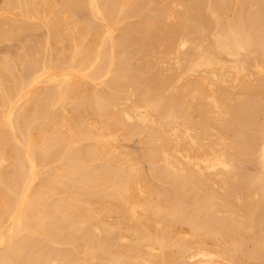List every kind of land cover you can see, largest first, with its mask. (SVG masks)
I'll list each match as a JSON object with an SVG mask.
<instances>
[{
    "label": "bare ground",
    "instance_id": "6f19581e",
    "mask_svg": "<svg viewBox=\"0 0 264 264\" xmlns=\"http://www.w3.org/2000/svg\"><path fill=\"white\" fill-rule=\"evenodd\" d=\"M34 1L35 0H2L3 6L0 8V38H5L8 33H13L14 35L18 31L23 21H20L21 24H15V21L17 20V22H19L18 20L20 18L17 16L19 14L21 15L20 11H22V9L26 10L25 8L30 7V10H28L29 16L31 17L30 13L35 14L33 12L38 9V6L35 7L37 3ZM56 1L58 0H47L46 5H42L44 7L47 6L48 16L46 15V10L44 12L46 16L44 17L47 19L45 21L43 17L44 23H40L43 26L45 22L54 23L53 26L47 23L50 27L48 26L49 31L47 30L46 32L48 38L49 35L53 36V38L50 36L53 43L63 42L72 43L71 45L74 44V46L70 47L72 48L71 51L73 50L71 52L72 54L70 53L71 56L69 54V56H67L66 52V56L63 55L64 58L66 57V61L67 57L71 58V60L67 62L62 57H60L62 58L61 60L58 59L59 55L54 53V55H56L55 57H58L54 60H63L62 62H65V65L70 62V64L68 63V71L64 73L52 72L48 68L47 63L45 66L44 63L42 67V64H40L41 69L39 70L33 68L34 70L30 73L28 69L29 75L31 74L29 77L27 73L28 70L25 72L23 70V73L21 71L19 75L15 74L17 70L15 71L12 69L9 57L8 60L10 61L5 58L3 63L1 62L0 64L2 65L0 66V264H88L91 263V260L97 261L98 264H134L135 261V264H137L138 260H142V263L138 262V264H146L149 263V261H147L149 257L145 259L146 257L144 258V254L145 252L148 253L150 249L159 252L158 255V252L156 253L155 251V253H152L150 250V253L147 254L151 255L152 253L155 256L152 258H157L156 260L159 261L157 264H175L176 260L183 259L182 257L186 259V256L190 258L191 261L188 262V259L180 260L181 262L178 264H182L183 261L184 263L187 261V263L191 264L196 256L197 258H195L196 260L194 261L195 264H264V238L262 237L264 236V232L261 229V226L262 228L264 226V123H262L263 125L261 124L262 127L256 125L259 127L257 128L258 134L254 133L255 135H250L249 133L248 136L247 133L250 128V126H248L249 128L247 129V125L252 124L253 126L251 125V129L255 128L256 131L254 125L260 121L264 122V119L258 120L257 118V116L262 113L259 111L260 106L262 107L264 104V75L262 76L261 74L262 77H257L255 80L253 79L254 81L248 79H252L250 76H254L255 71L259 73L257 71H260V69L264 67V12L261 10V5H264V0H209L210 5H208L206 1L207 6L204 5V0H174L173 3L171 2L172 4L170 1L173 0H168L170 4L166 2L167 0H153L155 1L153 6L157 3L154 7H149L152 9H150L151 13H153L147 16L149 11L147 15H144V17L146 16L145 18L142 17V19H144L142 21L141 14L140 18H138L140 20H138V22L135 20L136 23H132L134 20H132L131 23L127 22L125 25L121 23L122 28L119 24L120 27H118V31L120 34H118L120 36H118L115 31L117 34L115 38L110 34L114 32L113 30L117 26L115 24L118 15L123 14L125 18H128L130 13H136L132 12L135 6L138 4L137 7L140 9L141 5L139 4H141V2L145 4L144 2H147L146 0H134L135 2L131 0H63L65 2L63 4L64 10H62L63 7H60L62 10L61 13H59L60 9L58 5L62 3H59V0V4L55 5ZM158 2H163V4H158ZM174 5H178L180 7H178L179 10L176 9ZM148 6L149 3L147 8ZM15 7H18L19 13L13 12ZM40 10H42V8H40ZM142 10L144 12V7ZM227 10L231 11V15L225 14L230 16H226V18L224 13H226ZM1 11H5V15L1 16ZM84 11H87L89 15L88 18L82 16ZM6 12H9L10 15H7ZM23 12L24 14L27 13V11ZM36 14L38 15V13ZM41 14H43V11ZM126 15L128 16L126 17ZM19 17L23 19V17L26 18L27 15ZM40 17L42 16L37 18L39 19ZM96 17L101 20V23H96L94 19ZM167 17H171V20H167L168 23L166 22ZM27 18L25 21L27 20L28 22L29 19ZM31 19L34 20L36 18L31 17ZM110 21L115 22V27L109 24ZM163 22H166L167 25H164ZM24 23L25 22H23V24ZM13 24L16 27H14ZM27 24L29 25V23ZM31 25L32 27L35 26L33 24ZM21 27L20 30H23V32L26 27L31 28L30 25ZM120 28L123 30L120 31ZM31 30L33 29L31 28ZM178 34H181V38ZM177 36L180 38V42L178 40L179 47H189L186 50L184 48V51L179 48L181 50L180 58L178 57L179 49H176L175 54L173 53L175 58H170L172 57V52L175 50L174 45H176ZM43 39L41 41H43ZM23 40L26 39L23 38ZM35 40L36 38L34 41ZM30 42L32 41L30 40ZM35 43L36 42H34V44ZM47 43L48 41L46 44ZM126 43H135L143 47L146 45L147 48L145 50V48L141 47L145 51L143 52L144 60L140 62L141 64L139 63L140 65L137 64L139 65L138 68H135L137 73L134 72L133 69L134 75L131 76V71L126 72L124 70V72L128 73L127 75L131 74L130 77L125 76L126 73L124 75L123 71L111 70L113 67L108 68L117 60H119L117 61L119 63L122 62L120 59L116 58L119 53H116L115 56L114 51L116 47H128L129 50H127L128 48L126 50L131 51V46H125ZM41 44L42 43H40V45ZM25 45L26 44H24V46ZM106 45L107 47H103L102 50L101 46ZM154 45L161 48V50L158 48L161 54L156 50ZM30 46L31 44L29 43V47ZM147 46L150 47L149 52L155 50L163 57L171 55L170 57L168 56L169 60L164 58L168 61H170V59L171 61L175 59V63L177 61L176 57L179 59L177 62H180L181 59L180 65L175 63L179 68L180 66H184V64L186 65V67L184 66L185 69H183L184 67L182 68L184 71L181 69L183 71H180L181 74H189L196 67L197 69L200 67V70L203 68L205 70L203 69L202 72L200 71L203 74L200 73L196 77L189 76L187 78L185 76L186 79L183 82L181 79L182 83L180 82V84H177L175 81L178 78L177 76L181 74L177 75V72L172 73L173 71L170 70L172 72H168L171 74L165 75L167 68H172L170 65L174 68L176 67L175 64L171 62L172 64L166 66L167 63L165 61L167 60L162 58L164 63H166V68L163 65L166 72L164 68L163 70L162 68H156L158 65L162 66L163 62L160 63L159 61L161 58H159L160 60L157 59L159 55L156 53V56L154 53L156 56L155 59L160 63L157 66L154 65L156 64V60L153 59V51L151 53H146L149 49ZM39 47L40 46H38L37 49L35 46L36 51L41 48ZM52 47L53 46H51V48ZM63 47L65 49V46ZM63 47H59L58 49L61 48L63 50ZM88 47L98 48L93 57H89L91 54H88V52H91V50ZM70 48H68V50ZM27 49L29 50V48ZM33 49L32 47V50ZM44 49L46 50V46ZM117 49L120 51L119 47ZM123 49L122 47V50ZM42 50L40 49V51ZM36 51L32 57L30 55V57L25 55L29 57V59H27L28 61L25 60L28 62V65L23 60L24 67L26 65L28 67L29 65L35 67L38 64L36 54H39V52ZM127 51L124 52L123 50V53H127ZM30 53L32 52H27V54ZM63 53L64 52L61 54ZM123 53L120 54L124 55ZM143 53L138 54L141 56ZM47 54L50 56L49 53ZM47 54L45 56L46 58ZM147 55H149V58ZM249 55L252 56L251 60L248 57ZM247 58L249 61H247ZM45 59H43V61L47 62L48 60L45 61ZM150 59H152L153 62L155 60V63ZM51 60L49 59V62H51ZM15 61L13 62L12 60L13 64H15ZM20 61L19 59V62ZM40 61L42 62V60ZM56 61H53L54 65ZM105 61L107 62L102 63ZM95 62L97 65L98 63L100 65H98V67L94 66L93 64ZM182 62H184L183 65H181ZM116 63L114 65H116ZM101 64H105V67L107 65V69L105 70V67H102ZM246 64H252V70L250 69V71H248V65ZM115 68H117V66H115ZM53 69L56 68L53 67ZM123 69L124 68H122V70ZM263 69L264 68H262V70ZM2 70L3 73L5 72L4 74ZM177 70L179 69L177 68ZM253 70H255L254 73ZM111 71L114 72L110 74V76L109 72ZM225 72H230L229 74L232 77H230L231 81L234 82L225 81V78L230 76H227ZM224 75L226 77H223ZM99 76H101V78L105 76L108 77L107 79H105L106 77L104 78V82L102 81L103 86L101 87L99 82H95L96 84H92V89L94 88V90L85 91V82H87V80L85 82L83 81L86 78L93 80L98 77L99 79ZM41 78L44 84L39 86L38 83L42 81L40 80ZM226 80L228 79L226 78ZM177 81L180 80L178 79ZM222 82L226 84L225 86L231 83L230 86L233 85V87L231 86L233 91H235L234 83H236L235 87L237 91L239 90V94L236 91L238 95H233V92H231L232 90L224 87ZM39 84H41V82ZM97 84H99V87L97 86L99 89H95L96 86L94 85ZM132 87H137L140 92L142 87H146V90L142 89L144 92H141V94L138 90L134 91L136 88L133 89L136 94L139 92V97L133 96L137 100L136 103H134V98L130 97L129 94ZM206 87H210L211 89L207 88V93L204 94L206 98H201L200 100L210 99L211 97L212 104L214 103L215 107L217 105V108H214L215 112L219 110L218 106L222 108V110L220 109V111H218L219 114L217 113L219 116L222 115L221 117L217 116L215 118L216 114L209 110V108H212V104L211 107H209L211 99L208 100V102L204 100L206 103L203 101L200 104L194 102L197 104L196 106L190 102L193 98H196V92L199 93L203 89L206 91ZM222 88H226L229 90V94H232L231 96L228 94L231 97H229L230 99L235 96V98L232 99L233 102L235 101L233 104H230L231 101L227 98L228 96H226L228 100L222 97V101H229L230 105H225L227 102L224 104L221 99L222 105H218L220 101H217L215 97L211 96L213 93L208 92L212 91L214 95L216 93L215 91L218 92V95H221V92H223L222 95L227 94L228 92ZM127 90H129V92ZM164 91L171 93L168 94L166 92L167 95H165L166 93ZM87 92L89 93L87 94ZM191 92L195 94V97H192L193 95ZM208 93L210 96L207 95ZM125 94H128V99H133L132 105H130V99L127 101H129V106L134 105L131 109L135 107L133 110L135 115L132 114V111L129 113L126 110L128 106L124 103L126 102L124 100V98H126ZM189 95L192 96L190 97ZM202 95L200 94L199 96L201 97ZM215 96L216 98L219 97L217 95ZM256 96L261 97L259 101L262 102L260 104L259 101L255 99ZM77 97L78 100H81L78 101ZM188 97L191 98L190 101ZM73 98L76 99L74 100ZM194 99L193 101H195ZM72 100H77L78 102H72ZM122 100H124V102ZM122 102L123 106L126 105L124 106L126 107L125 109L124 107L122 109ZM141 103H143V108L144 106L148 107L147 109L144 108L146 111L142 109ZM207 103H209V105H206ZM140 109L144 112H141ZM148 109H151L154 114L156 111L155 116H161L160 119H155L153 112H151L150 116L148 114L149 117L146 116ZM158 110L160 112L159 115H157L159 113H157ZM194 111L198 112V118L196 119L195 117L193 120L192 113ZM209 111L210 113L208 114ZM85 112L90 113L87 114L89 117H91L90 115L92 114L95 120H100L99 122L102 120L103 122L108 121V126L112 125L113 128L121 126L118 128V131L120 132L119 129H121L123 134L125 131L122 130V125H126L127 121L129 124L130 121L134 120V125L131 122L130 125L127 124L129 128L132 125L134 126L130 128H133V130H129V133L135 130L139 132L137 129L139 126H141L140 131H143V123L146 124L145 126L148 124L146 128L144 127L143 134L142 132L138 134L140 139L142 135L144 139L147 140V144H145V140L142 139L144 145H147L146 148L145 146L143 147L145 149L144 152H142V156L147 159L145 161L150 163V172H146L148 169H144L146 170L145 172L148 174L150 173L155 180L157 179L156 183L157 181L159 183L160 180L163 181L162 184H164V181L169 183L172 186L171 188L177 191L176 193L180 192L182 197H185L187 201L184 200L183 203L179 198H176L178 195L173 194L174 191H171L172 189L170 190L172 193L169 191L171 194L168 193V191L156 189L153 186L154 183L152 185V181L150 182V179H147L149 176L145 179V177L141 175V171L138 170L141 168L140 165V168H137L136 165L130 162V159L128 161L126 157L125 163L128 161V163L130 162L131 164H125L123 162L125 159L122 154L121 156H119L120 154L117 155L119 150L117 151L116 147H114L115 145H112L114 142L111 140L108 141L109 137L107 135L109 132H112L111 136H113L115 132H113V130L106 132L105 130V134H107L106 137L105 134L103 135L100 131H103L105 128H99L102 127L103 123H101V125L99 124L98 127L100 133H98V130V132L95 130L97 134H94L95 139L96 136L100 137L102 135L108 140L102 137V139H94L95 142L91 144H87V141L83 143L85 139L90 138L92 135L90 131L97 129H93L91 126L93 125L94 127V124H92L93 118H90V121H92L91 123L88 122L89 120L86 121V116V119L83 117V114L86 115ZM258 112L260 113L258 114ZM148 113H150V110ZM71 114H75V117L70 116ZM262 115L264 116V114H261L260 117H263ZM132 116H137L138 119H136L138 123L135 122L136 119H134V117L132 118ZM147 117L150 119L148 123L146 122L148 121ZM124 119L128 120L125 121ZM139 123L141 125L138 126ZM171 125L173 127L172 132L169 129ZM178 125L184 128L181 132L186 134L185 136H181L180 132L178 133ZM128 126H126V128ZM212 127L216 128L217 131ZM243 127H245L247 131H245ZM209 128H212V132L216 131V133H212V136L218 133V138H216L215 135L214 138L216 139H209ZM190 129H194L193 131H196V133H192L193 131H189L190 133H188ZM124 130L126 129L124 128ZM253 131L254 130H252V133ZM246 133L247 136L244 135L245 137H243L242 135ZM220 134L225 136L229 135V139L233 136L235 139L234 140L232 137L233 141L232 139L229 141L228 151L221 149L223 148L221 147L223 143L222 139H220ZM127 135L129 134L127 133ZM91 138H94V136H91ZM135 138L137 139V137ZM221 138L224 140L223 136ZM69 139L72 141L71 143ZM215 146H219L222 151L219 149L217 152L219 147L214 148ZM7 147L8 149L6 150ZM204 148L211 153L213 149L214 151L216 149L217 154L213 156L214 158H211L212 160L210 159L211 155H209V153H206L208 157L204 155L203 151V156L199 155L200 149L202 150ZM116 151L117 154L115 153ZM140 154L141 152L139 153V157ZM132 155L134 156V154ZM129 156L130 154L127 157ZM141 158L144 160L143 157ZM198 159L202 160L203 163H201V165H206L205 169L207 168V172L211 170L210 168H215V166L220 165L225 167L226 172L228 171L229 173L232 172L231 170L233 169L230 166L234 167V165L238 164L234 169H238L239 175L235 170L230 174L235 177L237 173L239 178H244L247 181L246 187L248 190L250 189V192L247 191L246 193V202H244V198L239 201V209L241 210L239 211L241 214L239 219L234 217L233 212L235 210L233 207H230L232 206L231 202L226 201L228 197L225 199L226 196H220L219 194L222 192L218 195L216 194L218 191H221V186L225 188V181L220 185L218 191L216 190L217 188H215L220 184H218V182H220L219 177H221L222 181L225 176L222 177V175L219 174L220 176H216L218 178H213L214 180H219L215 182L212 180V177H210V175H213L210 173L212 170L209 172L210 175L206 171L207 174L201 175L199 172L202 168L199 170L200 168L197 164L200 161ZM132 160L133 162L136 161L135 157H132L131 161ZM245 161L247 165L249 162L250 165L257 166L256 168L259 172L255 170L256 168H253L254 170L251 171L256 175H251L250 172L248 174L247 172L250 171L248 170L249 168L247 169L248 171L243 169L247 174L243 170L241 171ZM52 162L55 163L50 165ZM4 163L7 165L4 166ZM228 166L229 168H227ZM218 169L217 172L219 173L223 168L221 170ZM217 172L213 171V173H216L215 175L218 174ZM236 177L234 179L229 178L231 184L229 180V182L226 180L228 177L224 179L228 182V184H226L228 186L227 188H229L227 195H229L230 187L232 185L235 186L234 181H236ZM210 178L212 182H215L211 185L216 184L215 187L214 185L212 186L215 188V192H213L214 190L211 192V188H208L210 194L207 195L206 193L208 192H206V190ZM60 187H62L61 190H59ZM164 187L166 188L167 186L164 185ZM232 187L231 189L234 188ZM56 189L59 191L57 190V192H55ZM233 190H231V194ZM223 191L225 192V190ZM250 194L251 196H249ZM232 195L231 197H233ZM236 195L240 197V194L237 193ZM235 197V199L238 198V196ZM93 199L97 200V203L94 202L95 205L93 204ZM237 202L235 200L236 206L238 205ZM224 207L228 208V212H221L225 209ZM221 208L222 210L219 214ZM236 209L239 210L237 207ZM113 211H117V214H122L124 216L123 219L125 218L128 220H126L127 222L123 224L121 228L117 223L119 221H116L117 226L122 230L123 237L125 236L121 239L125 240L126 236L132 235L134 238L141 237V241L137 240V242H134L133 240L135 239H129L127 241L123 240V242L119 239H115L107 240L104 243L100 240L103 237L98 235L101 230L109 231L110 229H115L112 228L114 225L113 223H111L113 225L108 224L106 223L108 222L106 219V221L102 219L103 215H108V213L111 214ZM239 212L237 211L238 215ZM227 213L230 214L228 215ZM246 215H248V218H251L248 220L249 222L247 221L248 224L243 222ZM94 217L100 218V221L97 222L98 224L92 221ZM142 218L144 221H141ZM161 219H169L170 223L167 221L168 224ZM97 220L95 219L94 221ZM160 221L166 222L167 226L163 225L152 230L151 226L154 228L156 224L161 225ZM178 222L184 224L181 225L183 227L185 225L189 226V230L184 231L182 234L177 230V233L181 235L177 237L178 234H176L177 239H172V243L166 244L169 238L168 236L173 232L175 223L178 224ZM246 225L254 227V229H250L251 232L254 230L251 234L246 232L249 229L248 226L247 229ZM245 229L247 230L245 231ZM258 230H261V233ZM107 235L108 233L106 232V236ZM52 236H55L56 239H54L55 237L52 238ZM171 237L172 236H170L169 240H171ZM105 238L107 239V237H104V239ZM247 242H250V246L247 245L249 248L247 249L246 247L247 250H245V248H240L242 246L239 245L244 243L247 244ZM66 243H68L70 248L64 250L65 247H62L63 244ZM170 245L174 246V248L172 247V249ZM141 246L146 248H143L145 252L142 251ZM244 246L246 245H243V247ZM168 247L171 249L167 250ZM89 249H91L90 253ZM84 250H87V254L85 253L86 255L84 253V255L81 254ZM133 260H135L134 263ZM95 262L93 263L97 264Z\"/></svg>",
    "mask_w": 264,
    "mask_h": 264
},
{
    "label": "rangeland",
    "instance_id": "374dc122",
    "mask_svg": "<svg viewBox=\"0 0 264 264\" xmlns=\"http://www.w3.org/2000/svg\"><path fill=\"white\" fill-rule=\"evenodd\" d=\"M38 1H39V0H35V1H34V2L37 3V5H36V3H35L36 6H35V5H34V6H35V7L38 6V7H37L38 9H37L35 12H33V13H35V14L38 13V15L36 14V15H37V16H36L35 14L30 13V14H31V17H32V18H36V19H34V20L31 19V17L29 16V11H28V10H30V7H27V8H25L26 10H23V9H22V11H20V12H21V15L19 14V15L17 16L18 18H20V19L18 20L19 22H17V20L15 21V24H21L20 21H21V22L23 21V22H25V23L23 24V22H22V25H21V26L24 27V26H29V25H30V27H31L33 30H31V28H27V27H26V29L24 28V29L26 30V31L24 30V32H25V33H24L23 30H20L22 27L19 26V25H17V26L20 27V28L18 27V28H19L18 31H17L18 33L16 32L14 35H13V33H8V34H6V35H7L9 38H8L6 35H4V36H6L5 38L3 37L4 39H3L2 37H1L2 39L0 38V57L2 58V59L0 58V60H1V61H0V64H1V62L3 63V61H4L5 58H7L6 60H8V57H9V59L11 60L10 65L12 66V69H13V70H15V71L17 70V72L15 73V74H17V75H19V73H20L21 71H22V73H23V70H24V72H25V71H27V70L29 69V70H30V73L32 72V70H34L33 68H36V69L39 70V69H41V67L43 66L44 63H45L44 66H45L46 63H47L48 68H49L52 72H56V73H64V72L68 71V69H69V67H68V63L70 64V62L66 63V65H65V62H62L63 60H62V61H60V60L63 58V59L66 61V59H65L66 57H65V58L63 57V55L66 56V55H65V52H66L67 56H69V55L71 56V54H72L71 52H72L73 50L71 51L72 48H70V47L74 46V44L71 45L72 43L70 44V43H63V42H59V43H56V44H55V43H53L52 40H51V39L53 38L52 35H49V38L47 37V33H46V32H47V30L49 31V27H50L51 25L53 26L54 23H53V22H51V23H48V22H47V23L50 25V26H49V25H47V23L45 22L44 26L42 25V24L44 23V20L46 21V19H47V18H45L44 16H46V15L48 16V14H47V13H48L47 6L44 7V6L46 5V3H47V0H40V1H39V2H40V6H39V2H38ZM131 1L135 2L134 0H131ZM143 1H145V0H143ZM146 1L149 3L148 8H147V5H148L147 2H144L145 4H142V2H141V4H139V5H141V6H140V9L137 7V6H138V4H137V5L135 6L134 10H136V9H138V10H136V11L133 10L132 12H136V13H135V14H134V13H133V14L130 13L131 16H130V15H129V16L126 15V17L128 16V18H125V15H123V14H122V15L119 14V15H120V18H122V19H120V18H119V15H118L117 20H116V24H115V25H117L116 27H117V28L120 27L121 23H124V24H122V25H125L127 22H128V23H129V22L131 23L132 20H134V21H132V23H136L135 20H137V22H138V20H140V19H138V18H140L141 14H142V16H141V21L144 20V19H142V17H144V15H147L148 12L150 11V9H151L152 7H154V6L157 4V3H156V4H154V6H153V3H154L155 1H153V0H146ZM156 1H157V0H156ZM158 1H159V0H158ZM206 1L208 2V5H210L209 0H204V5L207 6V2H206ZM41 2H42V3H41ZM58 2H59V0L55 2V5H56V4L58 5L59 3H62V4H61L62 6H61V5H58V6H59V9H60V10L58 9V10L60 11L59 13H61L62 10H64V6H63V4H64L65 2H64L63 0H60L59 3H58ZM151 2H152V3H151ZM163 2H164V1H163ZM163 2H162V3H161V2H160V3L158 2V4H163ZM166 2L168 3L169 1L167 0ZM171 2L173 3L174 0H173V1H170V3H171ZM146 3H147V4H146ZM167 3H166V4H167ZM170 3H168V4H170ZM172 3H171V4H172ZM263 3H264V2H263ZM263 3H262V4H263ZM43 4H44V6H42ZM164 4H165V2H164ZM55 5H54V6H55ZM143 5H144V6H143ZM151 5H152V6H151ZM2 6H3V2H2V0H0V8H1ZM58 6H57V7H58ZM142 6L144 7V12L146 13V11H147L146 14L143 12V10H142L143 7H142ZM174 6H175V5H174ZM261 6H262V9H261ZM261 6H260V9L263 10V12H264V8H263L264 5H261ZM32 7H33V6H32ZM55 7H56V6H55ZM60 7H63V9L61 10ZM133 7H134V6H133ZM145 7H146V9H145ZM149 7H151V8H149ZM178 7H179L178 5L175 6V8L179 10L180 7H179V8H178ZM40 8H42V10H40ZM44 8H45V9H44ZM175 8H174V9H175ZM13 9H14V8H13ZM43 9H44V10H43ZM147 9H148V10H147ZM260 9H259V10H260ZM18 10H19L18 7H15V9L13 10V12H14V13L18 12V13H19ZM46 10H47V11H46ZM151 10H152V9H151ZM23 11H27V13L24 14ZM42 11H43V14H41ZM45 11H46V15H44V14H45V13H44ZM22 12H23V13H22ZM40 12H41V13H40ZM225 12H226V11H225ZM260 12H261V11H260ZM263 12H261V13H263ZM86 13H87V11H86V12L84 11L82 16H83V17L86 16V17L88 18L89 15H88V13H87V14H86ZM152 13H153V12H152ZM152 13H151V11H150L149 14H148L147 16H149V15L152 14ZM230 13H231V11L227 10V12L224 13V15H225V14H227V15H231ZM6 14H7V15H10L9 12H6ZM40 14H41V15H40ZM85 14H86V15H85ZM2 15H5V11H4V12L1 11V16H2ZM24 15H27V17H30V18H27V17H26V18L29 19L30 21L28 20V22H27V20L25 21L26 18L23 17V19H21L22 17H19V16H24ZM138 15H139V16H138ZM227 15H225V17H226ZM35 16H36V17H35ZM39 16H42V17H40V18L38 19L37 17H39ZM121 16H122V17H121ZM133 16H134V17H133ZM43 17H44V20H43ZM123 17H124V18H123ZM130 17H131V18H130ZM145 17H146V16H145ZM145 17H144V18H145ZM227 17H230V16H227ZM227 17H226V18H227ZM129 18H130V19H129ZM94 19H95L96 23H101V20H99L97 17L94 18ZM94 19H93V20H94ZM124 19H125V20H124ZM127 19H128V20H127ZM31 20H32V22H31ZM36 20H37V21H36ZM38 20H41V21H38ZM112 20H113V19H112ZM120 20H121V21H120ZM167 20H168V21L171 20V17H167V18H166V22H167ZM42 21H43V22H42ZM95 21H94V22H95ZM98 21H99V22H98ZM114 21H115V20H114ZM114 21H113V22H112V21L109 22V24H111L112 27H113V26L115 27V25H114L115 22H114ZM119 21H120V22H119ZM141 21H140V22H141ZM30 22H31V23H30ZM35 22H37V23H35ZM40 22H41L42 24H41ZM111 22H112V23H111ZM117 22H119V23H117ZM166 22H165V23L163 22L164 25H165V24L167 25L168 22H167V23H166ZM27 23H29V25H28ZM38 23H40V24H38ZM26 24H27V25H26ZM31 24H33V25H35V26L32 27ZM119 24H120V25H119ZM13 25H14V24H13ZM36 25H37V26H36ZM40 25H41V26H40ZM122 25H121V28H122ZM11 26H12V25H11ZM38 26H39V27H38ZM48 26H49V27H48ZM5 27H6V26H5ZM12 27H13V26H12ZM14 27H16V26L14 25ZM34 27H35V28H34ZM45 27H46V28H45ZM116 27H115L114 30H113L114 32H113V33L111 32V34H110V35L113 36V38H115V37L117 36L118 33L120 34V32L118 31L119 28L117 29ZM47 28H48V29H47ZM121 28H120V31L123 30V29H121ZM116 29H117V30H116ZM19 30H20L21 32H20ZM115 31L117 32V34H116ZM28 32H29V33H28ZM30 32H31V33H30ZM22 33H23V35H22ZM45 33H46V34H45ZM114 33H115V36H114ZM121 33H122V32H121ZM10 34H11V36H10ZM19 34H20V35H19ZM119 34H118V36H120ZM15 35H16V36H15ZM21 35H22V36H21ZM44 35H45V36H44ZM110 35H109V36H110ZM180 35H181V34H178V36H180ZM43 36H44V39H43ZM50 36L52 37L51 39H50ZM178 36H177V38H176V39H177V42H175L176 45H177V43H178V40L181 38V36H180V38H179ZM34 37L36 38L35 41H34V39H35ZM10 38H11V39H10ZM15 38H17V39H15ZM23 38H25L26 40H23ZM31 38H33V39H31ZM46 38H47V39H46ZM42 39H43V41H41ZM48 39H50L51 41L48 40ZM30 40H31L32 42H30ZM37 40H38V41H37ZM27 41H28V42H27ZM44 41H46V42L48 41V43L46 44V42H44ZM23 42H24V43H23ZM25 42H26V43H25ZM34 42H36V43H35L36 45L34 44ZM85 42H86V41H85ZM85 42H84V43H85ZM179 42H180V40H179ZM29 43L31 44L30 47H29ZM37 43H38V44H37ZM40 43H42V44H41L42 46L40 45ZM50 43H51V44H50ZM52 43H53V44H52ZM84 43H83V44H84ZM24 44H26V45L24 46ZM59 44H60V45H59ZM67 44H68V45H67ZM69 44H70V45H69ZM37 45L41 47V48L39 47L41 50L43 49L42 51H40V49L37 50V51L39 52V54L37 53L38 55L35 53L36 56H37V59H38V64H37L38 67H37V65H36L35 67H34V66L32 67L31 65H29V67H28V66H27V65H28L27 63H28V62H26L25 60L29 59L30 56H31V57L34 56V52L36 51V48L38 49V46H37ZM43 45H44V46H43ZM47 45H48V46H47ZM49 45H50V46H49ZM61 45H62V46H61ZM129 45L131 46V47H130V48H131V49H130L131 51H127V50H129V48H128V47H124V46H118L119 49H120V51L117 49L118 47L115 48V51H114V52H115V56H116V53H117V54L119 53V55L116 56V58H117V59H120L122 62H123V61H124V62H123V63H122V62L119 63V62H117V61H119V60H117V61H115V63L117 62L116 65H114L115 63H113L112 65H114V66L111 65V67H108V68H112V67H113L111 70H114V71H120V72H121V71L124 72V70H125L126 72L131 71L130 73H132V75H131L130 73H129V74H130L131 76H133V75H134V72H136V69H135V68H136V67L138 68V66L141 64L140 62L144 60V57H143V56H144V53H143V52H145V51H144L143 48H145V50H146L147 48H146V45L143 47V46L137 45V44H135V43H130V44H127V43H126L125 46H129ZM134 45H135V46H134ZM176 45H174V46L176 47ZM21 46H22V47H21ZM26 46H27V47H26ZM35 46H36V48H35ZM45 46H46V50L44 49ZM51 46H53V47L51 48ZM63 46H65V49H64ZM68 46H69V47H68ZM136 46H137V47H136ZM154 46H155V45H154ZM32 47L34 48V49H33L34 51L32 50ZM47 47H48V48H47ZM59 47H61V48L63 47V50H62L61 48L58 49ZM67 47L70 48V49L68 50ZM99 47H100V46H99ZM103 47L106 48L107 45H106V46H101L102 50H103ZM122 47L124 48V49H123L124 52L127 51V53H123ZM135 47H136V48H135ZM141 47H143V48H141ZM147 47H148V46H147ZM175 47H174L175 50L172 52V57H170L171 55H170V56L168 55L170 58H175V56L173 55V53L175 54L176 49H179V48H180L182 51H184V48H185V47H179V43H178V46H177L176 48H175ZM188 47H189V46H187V47L185 48V50L188 49ZM27 48H29L30 51H29ZM30 48H31V49H30ZM88 48H90V50H91V52L89 51L88 54L90 53V54L92 55V56L89 55V57H93V56L95 55V52H97L98 48H97V47H95V48H94V47H88ZM96 48H97V49H96ZM101 48H100V49H101ZM127 48H128V49H127ZM148 48H149V49L147 50L148 52L146 51V53H151V52L153 51V55H154V53H155V54H156V53L158 54V52H156L155 50H152L151 52H149L150 47H148ZM151 48H152V47H151ZM155 48H156V50H158V48L161 50L160 47L155 46ZM155 48H152V49H155ZM21 49H22V50H21ZM24 49H25V50H24ZM52 49H53V50H52ZM57 49H58V50H57ZM66 49H67L68 51H70V52H68ZM95 49H96V50H95ZM100 49H99V51H100ZM116 49H117L119 52H118ZM126 49H127V50H126ZM180 49L178 50V51H179V53H178V55H179L178 57H179V58H180V54H181V50H180ZM19 50H20V51H19ZM48 50H49V51H48ZM50 50H52V51H50ZM64 50H66V51H64ZM93 50H94V51H93ZM132 50H133V51H132ZM18 51H19L20 53H19ZM23 51L25 52V54H24ZM37 51H36V52H37ZM44 51H45V52L47 51L46 54H47V53L50 54V56L47 54V58H48V59L45 57L46 54L44 55V53H45ZM58 51H59V52H58ZM87 51H88V50H87ZM92 51H93V52H92ZM99 51H98V52H99ZM116 51H117V52H116ZM154 51H155V52H154ZM158 51H159V50H158ZM16 52H17L18 55L16 54ZM27 52H28V53H29V52H32V53L27 54ZM40 52H42V53H40ZM43 52H44V53H43ZM56 52L59 53V54H57ZM62 52H64V53L61 54ZM67 52H68V53H67ZM135 52H136L137 54H136ZM159 52H160V54H161V51H159ZM54 53H55L56 55H59V56H58L59 58L57 57L58 59H60L59 61H58V60H57V61L54 60V59H57V58L55 57L56 55H54ZM70 53H71V54H70ZM92 53H94V54H92ZM120 53H123L124 55H121ZM138 53H140V54L143 53V55L140 56ZM146 53H145V54H146ZM60 54H61L62 56H61ZM68 54H69V55H68ZM157 54H156V56H157ZM170 54H171V53H170ZM15 55H16V58H15ZM21 55H22V56H21ZM25 55H27V56L30 55V56H29V57H26ZM40 55H41V56H40ZM51 55H52V57H51ZM158 55H159V54H158ZM19 56H20V57H19ZM39 56H40V58H39ZM48 56L51 57V58H49ZM120 56H122V57H120ZM127 56H128V58H127ZM147 56H148V58H149V55H147ZM147 56H146V57H147ZM150 56H151V55H150ZM156 56L154 55V58H153V59H155ZM160 56H161V55H159L157 59L161 58L162 61L159 59V60H160L159 62H160V63L163 62V64H162V66H161V65H158V64H160V63L157 61V59H155V60H156V64H154V65H156V66L158 65L157 67L155 66L156 68H162V70H163V68H164V66H165L166 63H167L166 66H167L168 64H169V65L172 64L171 62L174 63V60H175V59H174L173 61H171V59H170V61H168V60H169V57H168V56H167V57H163V56L160 57ZM176 56H177V55H176ZM12 57H13V58H12ZM17 57H18V58H17ZM44 57H45L46 59H45ZM60 57H62V58H60ZM123 57H124V58H123ZM141 57H143V58H141ZM146 57H145V58H146ZM151 57H152V56H151ZM178 57H176V60H177V61H179ZM248 57L250 58V60L252 59V56H251V55H249ZM14 58H15V59H14ZM21 58H22V59H21ZM23 58H24V59H23ZM52 58H53V59H52ZM121 58H122L123 60H122ZM162 58H163V59H164V58H167L168 60H167V59H164V60H167L168 62L165 61L166 63H164V60H163ZM19 59L21 60L20 62H19ZM43 59H45V61H47V60H48V61H47V62H44ZM49 59H50V60L52 59L53 61H56V64H57V62H58V64L62 62L65 66H64L62 63L59 64L60 66H59L58 64H57L58 66H57L56 64H55V65H56V66H55V65H54V62H53L52 60H51L52 63L49 62ZM125 59H127V60H125ZM10 60H8V61H10ZM12 60H13V62L16 60V61H15V64H16V65L13 64ZM17 60H18V61H17ZM23 60H24V62L27 64V65L25 64V65H26L25 67H24V62H23ZM40 60H42V62H41ZM69 60H71V58H70V57H67V61H69ZM150 60H152V59H150ZM155 60H154V62H153V60H152V62L155 63ZM27 61H28V60H27ZM67 61H66V62H67ZM177 61H176L175 63H176V64L178 63V65H180L179 63L181 62V59H180V62H177ZM182 61H183V60H182ZM247 61H249L248 58H247ZM18 62H19V65H18ZM106 62H107V61L102 62V63H106ZM157 62H158V63H157ZM118 63H119V64H118ZM139 63H140V64H139ZM175 63H174V64H175ZM183 63H184V62H182L181 65H183ZM250 63H252V62H250ZM40 64H42L41 67H40ZM50 64H51V66H50ZM52 64H53V66H52ZM137 64H139V65H137ZM176 64H175V66L177 67ZM61 65H62L64 68H63ZM93 65L96 66V67H98V65H100V64L98 63V65H97L96 62H95ZM104 65H105V64H101L102 67H105ZM120 65H121V66H120ZM136 65H137V66H136ZM163 65H164V66H163ZM246 65H248V66H247V69H249L248 71H250V69L252 70V68H253V67H251L252 64H246ZM0 66H2V65H0ZM14 66H15V67H14ZM30 66H31V67H30ZM47 66H46V67H47ZM115 66H117V68H115ZM159 66H160V67H159ZM166 66H165V68H166ZM184 66L186 67L185 64H184ZM184 66H182V67L180 66V68L177 67V68L179 69V70H177L176 67H174V68H176V69H174L173 66L170 65V67H172L175 71H174L172 68H169V67H168L169 69L167 68V72H166V69L164 68V69H165V72H166L165 75H167V74H171V73H169V72H172V71H173L172 73H174V72L176 73V72H177V73H178L177 75H179V74H181V72L184 71V70H183V69H185ZM53 67H55L56 69H53ZM58 67H59V69H58ZM99 67H100V66H99ZM120 67H121V70H120ZM126 67H127V68H126ZM183 67H184V68H183ZM17 68H18V69H17ZM25 68H27V69H25ZM30 68H31V69H30ZM67 68H68V69H67ZM122 68H124V69L122 70ZM182 68H183V69H182ZM199 68H200V67H198V69H199ZM262 68H264V67H262ZM262 68L260 69V71H257V72H259V73H256V71L253 70V73H254V71H255V73H254V76H253V75L250 76L252 79L248 78V76H247V78H248L249 80H251V81H254L257 77H262V76L264 75V71H263L264 69L262 70ZM2 69H3V67H2ZM21 69H22V70H21ZM36 69H35V70H36ZM103 69H104V68H103ZM106 69H107V65H106V67H105V70H106ZM115 69H116V70H115ZM117 69H118V70H117ZM128 69H129V70H128ZM133 69H134V72L132 71ZM181 69H182L183 71H182ZM196 69H197V67L193 70L195 74L193 73V71H191V73H193V74H191V73H189V74L186 73V74H185V73H184V74L179 75L180 77L177 76L178 78L176 79L175 82H176L177 84H180L181 79H182V82H183V81L186 79V77H187V78H188L189 76H191V77H196V76H198V75L203 71L204 68L201 69V70H200V69H199V70L197 69V70L199 71V73H198V71H197ZM29 70H28L27 73H28V76L30 77L31 74L29 75ZM127 70H128V71H127ZM170 70H172V71H170ZM204 70H205V69H204ZM15 71H14V72H15ZM85 71H87V70H85ZM114 71L109 72V75L112 74ZM168 71H169V72H168ZM180 71H181V72H180ZM196 71H197V72H196ZM200 71H201V72H200ZM248 71H247V72H248ZM126 72H124L123 74L125 75ZM162 72H164V71H162ZM165 72H164V73H165ZM0 73H1V72H0ZM2 73H3V70H2ZM4 73H5V72H4ZM4 73H3V74H4ZM136 73H137V72H136ZM136 73H135V74H136ZM225 73L227 74V76L230 75V74H229L230 72H228V73L225 72ZM127 74H128V73H126L125 76H129V77H130V75H127ZM201 74H203V73H201ZM258 74H259V75H258ZM261 74H262V76H261ZM0 75H1V74H0ZM109 75H106V76H109ZM28 76H27V78H28ZM106 76H105V77H106ZM110 76H111V75H110ZM185 76H186V77H185ZM105 77L101 78V76H99V79H98V77H97V78H95V79H93V80H92V79L89 80V78H86V79L83 81V82H85V81L87 80V82H85V83H86V85H85L86 87L84 88L85 91L94 90V88L92 89V87H93L92 84H96V83H98V82L101 84L100 86L102 87V86H103L102 83L104 82L105 79L108 78V77H106V78H105ZM184 77H185V78H184ZM223 77H226V76L224 75ZM230 77H231V75H230L229 77H226L228 80H226V78H225V81L230 82V81H231V78H232V77H231V78H230ZM100 78H101V79H100ZM104 78H105V79H104ZM178 79H179L180 81H177ZM229 79H230V80H229ZM253 79H254V80H253ZM40 80H42V81H40L41 84H39L40 82L38 83L39 86L42 85V84H44V83H43V79L41 78ZM91 80H92V81H91ZM94 80H95V81H94ZM96 80H98V81H96ZM88 81H90V82H88ZM102 81H103V82H102ZM225 81H224V82H225ZM92 82H94V83H92ZM95 82H96V83H95ZM175 82H174V83H175ZM182 82H181V83H182ZM224 82H222V85H224V87H227V89L232 90L233 85H231V86H232V87H231V86H230L231 83H228L227 86H225L226 84H225ZM227 82H226V83H227ZM231 82H234V81H231ZM85 83H84V84H85ZM88 83H90L91 85L88 84ZM223 83H224V84H223ZM232 84H233V83H232ZM87 85H88V86H87ZM98 85H99V84L94 85V86H96L95 89H99V88H97ZM90 86H91V88H90ZM228 86H229V87H228ZM235 86H236V83H234V88H235V89L233 88L235 91L232 90L231 92H233V93H232L233 95L237 96V95L239 94V90L237 91V90H236L237 88H236ZM98 87H99V86H98ZM87 88H88V90H87ZM134 88H136V90H134V91H137V90H138L137 87H134ZM134 88L132 87L131 92H129V90H127V91L129 92V94H130V97H132V98H134L133 96H138V97H139L138 94H139L140 90H138L139 92H137L138 94H136V93L133 91ZM207 88H208V89H211L210 87H206V88H205L206 91H204V89H203V90L201 91L202 93L204 92L203 95H202L201 92L197 93L196 91H192V92H196V98H195V99L193 98L195 101H193V99L191 100V98H189V97H188V98H189L188 100H189V101L191 100L190 102H192V103L194 104V106L197 105L196 103H199V104L202 103V101L205 102V101L207 100V102H208V100H210L211 97H210V99H206V100L204 99L205 101H204L203 99L200 100L201 98H206V95H204V94L207 93V90H208ZM0 89H1V88H0ZM142 89H143V90H146V87H142ZM142 89H141V92H144V91H142ZM222 89H225L226 92L229 91V90H227L226 88H222ZM222 89H221V90H222ZM170 90H172V89H170ZM170 90H169V91H170ZM225 90H224V91H225ZM127 91H126V92H127ZM236 91L238 92V94H236ZM128 92H127V93H128ZM141 92H140V94H141ZM164 92H165V91H164ZM166 92L168 93V91H166ZM166 92H165V93H166ZM192 92H191V94H192ZM208 92H209V93H213V94H211V96L215 97V99H217V101H220V99H221V101H222L224 97L226 98V96H228L227 98H229V97L232 95V94H229V92H228L227 94H223V95H222L223 92H221V95L219 94V95H220V96H219V95H218V92L215 91V92H216L215 95L219 96L218 98H216V96L214 95V92H212V91H208ZM231 92H230V93H231ZM234 92H235V93H234ZM88 93H89V92H87V94H88ZM131 93H132V94H131ZM133 93H135V94H133ZM167 93H166L165 95H167ZM169 93H171V92H169ZM169 93H168V94H169ZM209 93L207 94L208 96H210ZM85 94H86V93H85ZM200 94L202 95L201 97L199 96ZM228 94H229L230 96H229ZM131 95H132V96H131ZM192 95H193V96H192ZM192 95H189V96H190V97H191V96H192V97H195V94H192ZM125 96H126V98H124V100H125L126 102H124V100H122V101L128 106V108L124 107V106H126V105L123 106V102H122V109H123V107H124V109L126 108V110H127L129 113H131V111H132V114H134L133 110L135 109V107H134V109H131L134 105H133V106H129V101H130V105H132L133 99L129 98V99H130V100H129V99L127 98L128 94H127V95L125 94ZM203 96H204V97H203ZM235 96H233L232 99H234ZM258 96H260V95H258ZM258 96L255 97V99H257V101H259L260 98H261V97H258ZM75 97H76V96H75ZM222 97H223V98H222ZM227 98H226L225 100H228ZM230 98H231V97H230ZM230 98H229V100L231 101L230 104H233L235 101L233 102V100L230 99ZM73 99H74V98H73ZM75 99H76V98H75ZM75 99H74V100H75ZM79 99H80V98H79ZM196 99H197V100H196ZM77 100H78V97H77ZM77 100H76V101H73V100H72V102H76V103H77V102L80 101L81 99L78 100V101H77ZM127 100H129V101H127ZM134 100H135L134 103H136V101H137L136 98H134ZM198 100H199V101H198ZM197 101H198V102H197ZM221 101L218 102V105H222V103L225 104V102H227V101H225V102L222 101V103H221ZM194 102H196V103H194ZM210 102H211V103H210ZM210 102H209L210 105H209V103L206 104V105H209V107H211L212 99H211ZM261 102H262V101H259V104H260ZM205 103H206V102H205ZM219 103H221V104H219ZM193 104H192V105H193ZM230 104H229V101H228L227 104H225V105H230ZM262 104H263V103H262ZM140 105H141L142 109H144V108L147 109V108H148V107H145V106H144V108H143V106H142L143 103H141ZM263 106H264V104H263ZM263 106H262V107L260 106V110H259V111L262 112L261 114H264V108H263ZM129 107H130V108H129ZM137 107L140 108L139 106H137ZM137 107H136V108H137ZM209 107H208V108H209ZM214 108H217V105H216V107H215V106H214V103H213V104H212V108H211V109L209 108V110H210L211 112H213L214 114H216V115H215V118H216L217 116H218V117H221L222 115L219 116V115H218V114H219L218 111H220V109L222 110V108L218 106V109H219V110L217 109V110H218V111L216 110L217 112H215ZM142 109H140L141 112L146 111V109H144V111H143ZM140 110H139V111H140ZM149 110H150V113H148ZM152 110H153V109H152ZM148 111L146 112V113H147L146 116H148V114H149V116H150V115H151V112H153V111H151V109H148ZM210 111L208 112V114L210 113ZM158 112H159V110L157 111V113H158ZM194 112H195V113H194ZM194 112L192 113V118H193V120L195 119V117H196V119L198 118V114H197L198 112H196V111H194ZM260 112H258V114H259ZM85 113H86V112H85ZM217 113H218V114H217ZM87 114H90V113L87 112L86 115L83 114V117L85 118V116H86V118H87L86 121L89 120L88 122H91V123H92V121H90V120H91L94 116H92V114H91V115H90L91 117H89V115H87ZM153 114H154V112H153ZM159 114H160V112H159L157 115H159ZM258 114H257V115H258ZM261 114L258 115L259 117L257 116L258 120H262V119H264V118H263V117H264L263 115H262L263 117H260ZM74 115H75V114H74ZM74 115L71 114L70 116L75 117ZM134 115H135V114H134ZM155 115H156V111H155V114H154L153 116H154V118L157 119V120L160 119L161 116H160V117H159V116L156 117ZM211 115H212V114H211ZM87 116L89 117V119H88ZM149 116H148V117H149ZM133 117H134V116H132V118H133ZM148 117H147V118H148ZM151 117H152V116H151ZM151 117H150V118H151ZM211 117H212V116H211ZM213 117H214V115H213ZM84 118H83V119H84ZM86 118H85V119H86ZM90 118H91V119H90ZM136 118H137V116L134 117V119H136ZM215 118H213V119H215ZM255 118H256V116H255ZM257 118H256V119H257ZM259 118H260V119H259ZM73 119H74V118H73ZM93 119L95 120V118H93ZM137 119H138V118H137ZM137 119H136L135 122L138 123ZM152 119H153V117H152ZM152 119H151V120H152ZM217 119H218V118H217ZM217 119H216V120H217ZM94 120H93V123H92V124H94V127H93V125H91V126H92L93 129H94V128H97V129H94V130H93L91 127H89L90 129L93 130V131H90V132L92 133V135H91V134H90V135H91V136H94V138H91V136H90V138L85 139L84 142L82 141L83 143H85L86 141H87V144H91V143L95 142V141H94V139H95V135H97V134L95 133V130L97 131V130H98V127H99V124L101 125V123H103V124H102V127H99V128H101V129H103V128L105 127V128L103 129V131L100 130V131L103 133V135H104L107 131H110V130H111V131L113 130V132H115V133L113 134V136H111V135H112V132H111V133L109 132L110 135H109V134H108V135L105 134V136L107 135V136L109 137V140H108L107 138H104V136H102V135H101L100 137L96 136V139H100V138L102 139V137H103V139H105V140L107 139L108 141H110V140L113 141L114 144H112V145H113V146L115 145L114 147H116L117 151H118V150L120 151V152L118 151V154H117V151H116L115 153H116L117 155L120 154L119 156H121V154H122L123 158L125 159V157H126V159H128V161H129V159H130V162H132L134 165H136L137 168H138L139 165H140L141 168L139 167L140 169H138V170H140L141 172H140V171H139V172L141 173V175H142L143 177H145V179L147 178V176H149L147 179H148V180L150 179V180H149L150 182L152 181V182H151L152 185H153V183H154L153 186H154L156 189H162L163 191H168V193H170L171 191H174V190L171 188L172 186H171L169 183H167L166 181H164V184H162V182H163L162 180H160V182H159L160 184L158 183V181H157V183H156V180H157V179L155 180V178H154L153 176H151L150 173H149L150 175H149L148 173H146V172H150V163L147 162V161H145V160H147V159H145V157L142 156V152H144V149L147 147V145H144V142H143V140H145L144 137L141 135V139H140V138H139L140 136L138 137V134H141V132H142V134H143L144 127L146 128V127L148 126V124H147V126H145L146 124L143 123V125H144V126H142V127H143V128H142L143 131H140V127H141V126H139V125H141V124L139 123V124H138L139 128H137V129L139 130V132H136L137 130H135V131H130V133H129V130H133V128H132V129H130V128H131V127H134V126H133V125H134V124H133V123H134V120H132L133 122L130 121L133 125L130 126V128H129L128 125H130V122H129V124H128V121H127L128 119H127V120L124 119L125 121H127L126 123H127L128 125H127V124L125 125V124L123 123L124 125H122V130L125 131V133L123 134V132L121 131V129H119L120 132L118 131V128L121 127V126H118V127L113 128L112 125H110L111 127L108 126V124H107L108 121H107V122H106V121L103 122V120H102L101 122H99L100 120H95V121H94ZM129 120H130V119H129ZM149 120H150V119L148 118V121H146V122L148 123ZM157 120H154V121H157ZM258 120H256V121L259 122ZM97 121H98V122H97ZM125 121H124V122H125ZM263 121H264V120H263ZM95 122H96V124H95ZM139 122H140V121H139ZM144 122H145V121H144ZM216 122H217V121H216ZM104 123H105V124H104ZM137 123H136V125H137ZM141 123H142V121H141ZM255 123H256V122H255ZM255 123H254V124H255ZM262 123H264V122L260 121L259 123H257V124L254 125V127H256V131H255V128H254V127H253L254 129H251V125H252V124H251V125H250V124L247 125V129L249 128L248 126H250V128H249L248 130L251 131V132H249V131L247 132V133H248V136H249V133H250V135L258 134V129H257V128H259V127H257V126L259 125V126L262 127V125H263ZM261 124H262V125H261ZM136 125H135V127H136ZM213 125H214V124H213ZM256 125H257V126H256ZM89 126H90V125H89ZM96 126H97V127H96ZM107 126H108V127H107ZM123 126H124V128H125L127 131L124 130ZM126 126H128V127L126 128ZM138 126H137V127H138ZM252 126H253V125H252ZM263 126H264V125H263ZM109 127H110V128H109ZM181 127H182L181 125H178L177 131H178V133L180 132V135H181V136H183V135L185 136L186 134H183V132H181L182 129L184 130V128H183V127L181 128ZM245 127H246V126H245ZM245 127H243L244 130H245ZM171 128H172V129H171ZM212 128H213V127H212ZM212 128H209V130H208V135H209V139L212 138V139L214 140V139L218 138V137H217L218 133H217V135H216V134H213L214 136L216 135V136H215L216 138H214V136H212V133H216L217 129H216V128H213V129L216 130V131L213 130L214 132H212ZM135 129H136V128H135ZM169 129H170L171 132H172V130H173L172 125L169 127ZM250 129H251V130H250ZM105 130H106V132H105ZM193 130H194V129H190V130H188V133H190L189 131L192 132ZM252 130H254L255 132L253 131V133H252ZM98 131H99V130H98ZM98 131H97V132H98ZM100 131H99L98 133H100ZM245 131H247V130H245ZM245 131H244V132H245ZM93 132H94V133H93ZM116 132H117V133H116ZM131 132H132V135H131ZM169 132H170V131H169ZM171 132H170V133H171ZM218 132H219V131H218ZM256 132H257V133H256ZM127 133H128L129 135H127ZM133 133H134L135 135H134ZM136 133H137V134H136ZM192 133L195 134L196 131H193ZM247 133H246V134H243L242 136H243V137H245L244 135L247 136ZM254 133H255V134H254ZM94 134H95V135H94ZM210 134H211L212 137L210 136ZM116 135H117V136H116ZM130 135L132 136V138H131ZM220 135H221V137H222V136L224 137V140H223V138L220 137V139H222V143H223V145L221 144L222 146H221V145H219V146L223 147V148H221L222 150L224 149V151H228V149H227V148H228V144H229V141L232 139L233 136L231 137V135H230L231 139H229V137H228L229 135H226V136H225V135H222V134H220ZM107 136H106V137H107ZM110 136H111V139H110ZM240 136H241V135H240ZM240 136H239V137H240ZM127 137H128V138H127ZM135 137H137V139H136ZM227 137H228L229 140L227 139ZM114 138H115V139H114ZM117 138H118V139H117ZM96 139H95V140H96ZM112 139H114V140H112ZM138 139H139V140H138ZM142 139H143V140H142ZM183 139H185V138H183ZM212 139H211V140H212ZM226 139L228 140V142H227ZM233 139H234V137H233ZM233 139H232V141H233ZM246 139H247V138H246ZM69 140H70V139H69ZM69 140H68V141H69ZM92 140H93V141H92ZM117 140H118L119 142H118ZM234 140H235V139H234ZM91 141H92V142H91ZM99 141H100V140H99ZM99 141H97V142H99ZM103 141H104V140H103ZM115 141H116V144H115ZM140 141H141V142H140ZM204 141H206V140H204ZM71 142H72V141L70 140V143H71ZM101 142H102V140H101ZM142 142H143V145H142ZM226 142H227V143H226ZM111 143H112V142H111ZM139 143H140L141 145H140ZM145 144H147V140H145ZM144 146H145V148H143ZM219 146H218V147H219ZM224 146H225V147H224ZM119 147H120L122 150H121ZM218 147L215 146L214 148H218ZM258 147H259V146H258ZM118 148H119V149H118ZM7 149H8V147L6 148V150H7ZM116 149H115V150H116ZM205 149H206V148H204V149H202V150L200 149V151L198 150V151H199V155L203 156V155H202V151H203V152H204V155H206L207 157H208L207 154L209 153V155H211V156H210V159H211V158H214L213 156H215V154H217V153H216V149H215V151H214V149H213V152H212V153L209 152L207 149H206V150H205ZM219 149H220V147L218 148L217 152L219 151ZM221 149H220V150H221ZM141 150H142V151H141ZM204 150H205L206 152H205ZM222 150H221V151H222ZM258 150H259V149H258ZM122 151H123V152H122ZM256 151H257V150H256ZM121 152H122V153H121ZM125 152H126L128 155L130 154V156L127 157L128 155H127ZM140 152H141V154H140V157H139V153H140ZM206 153H207V154H206ZM210 153H211V154H210ZM257 153H258V152H257ZM125 154H126V155H125ZM132 154H134V156H133ZM135 154H136V155H135ZM137 154H138V155H137ZM124 155H125V156H124ZM119 156H118V157H119ZM118 157H117V158H118ZM132 157H135V160H136L137 162L134 161V162H135V163H134L133 160L131 161V158H132ZM141 157H143L144 160H143ZM226 157H227V156H226ZM119 158H120V157H119ZM123 158H122V161H123ZM136 158H137V159H136ZM140 158H141V159H140ZM204 158H206V157H204ZM126 159L123 161L124 163L126 162ZM139 159H140V161H139ZM227 159H228V158H227ZM119 160H121V159H119ZM198 160L200 161V162L197 164L198 167L200 168L199 170H201V168H202V170H203V171L201 170L199 173H200L201 175H204V174H207V173L210 175V173H212L213 175H212V176L210 175V177H212V180H214L215 178H218V177H216V176H220V175H222V177H224V176H225V178L228 177V178L226 179V180L228 181L229 178L234 179V178L237 176V173H238V175H239V171H238V169H237V168H236L237 170L234 169V167H235V166L237 167L238 164H237V165H234V167H233V166H230V167H232L233 169L231 168V169H232V170H231L232 172H229V173H228V171L226 172L225 167L220 166V165H219V166H218V165L215 166V168H210V169L212 170V172H210V171H211L210 169H208V170H210V171L207 172V171H206L207 168L205 169L206 165H205V164H202V165H201V163H203L202 160H200V159H198ZM198 160H197V161H198ZM211 160H212V159H211ZM122 161H121V163L123 164ZM128 161H127V163H125V164H127V165H128V164H131L130 162L128 163ZM140 162H141V163H140ZM54 163H55V162H52L50 165H52V164H54ZM204 163H205V162H204ZM242 163H243V162H242ZM242 163H241V164H242ZM137 164H138V166H137ZM3 165L5 166V165H7V164L4 163ZM147 165H149V166H147ZM203 165H204V166H203ZM201 166H202V167H201ZM240 166H241V165H240ZM247 166H248V167H247ZM254 166H255V165H254ZM254 166H253V165H250L249 162H248V165H247V162L245 161V162H244V166H242L243 168H241V167H240V168H241V171H242L243 169H245V171L250 170V171L247 172L248 174H249V172H250L251 175H253V174L256 175L254 172H253V173L251 172V171H253V170L257 167V166H255V167H254ZM145 167H146V168H145ZM218 168H219L220 170L223 168L222 171H220L221 173H220V172H219V173L217 172V169H218ZM227 168H229V166H228ZM238 168H239V167H238ZM248 168H249V169H248ZM253 168H254V169H253ZM144 169H146V170L148 169L149 171H148V170L146 171V170H144ZM204 169H205V170H204ZM214 169H215L216 171H215ZM219 169H218V170H219ZM247 169H248V170H247ZM251 169H252V170H251ZM142 170H143V172H142ZM233 170H235V171L237 172L236 175H235V173H234L235 177H234L233 175L230 174V173H233V172H234ZM255 170H257V168H256ZM145 171H146V172H145ZM205 171H206L207 173H206ZM213 171H214V172H217L218 174L215 175L216 173H213ZM224 171H225V172H224ZM243 171H244V170H243ZM245 171H244V172H245ZM257 171L259 172V170H257ZM209 172H210V173H209ZM222 172H223V173H222ZM144 173H145V174H144ZM245 173H246V172H245ZM247 173H246V174H247ZM143 174H144V175H143ZM147 174H148V175H147ZM219 174H220V175H219ZM223 174H225V175H223ZM227 174H228V175H227ZM229 174H230V176H229ZM145 175H146V176H145ZM232 176H233L234 178H233ZM237 177H238V178H237ZM237 177H236V179H235L236 181H234L235 186L232 185L234 188L231 186L234 190L231 189V187H230L229 195H227V191H228L229 188H227L228 186H227L226 184H228V182H229L230 180L227 182L226 180H224V179H225V178H224V179H222V181H221V177H219L220 182H218V184H219V183H220V184H219V185L217 184L218 186H216V184H215V185L213 184V185H214V187L216 186L215 188H217L216 190L218 191V188L220 187V185H221L224 181L226 182V183L224 184V187H225V188H223V186H221V187H222V188L220 189L221 191H218V192L216 191V192H217L216 194L218 195L219 193L222 192V193H221L222 195L219 194L220 196H226L225 199L228 197V198L226 199V201L231 202V205H232V206H230V207H231V208L233 207V209L235 210V211L233 212V215H234V217H236V218L239 219V216L241 215L240 212H239V211H241V210L239 209V208H240V202H239V201L242 200V198H244L243 200H244V202H246V201H245V199H246V193H247V191L250 192V191H249L250 189L248 190V188L246 187V186H247V181H246L244 178H243V179H244V181L246 182V185H245V182L243 181V179H242L241 177H240V178H239V176H237ZM151 178H153V179H151ZM213 178H214V179H213ZM212 180H211V178H210V180H209V185H208L207 190H206V192H208V193L205 192L207 195L210 194V191L212 192V191L214 190L213 192H215V188H213V187H212L213 185H211V184L217 182L216 180H218V179L214 180L215 182H214V181L212 182ZM154 181H155V182H154ZM210 181H211V183H210ZM218 181H219V180H218ZM155 184H157V185H155ZM230 184H231V181H230ZM230 184H229V186H230ZM236 184H237V185H236ZM159 185H160V186H159ZM164 185L167 186V187L165 188ZM161 186H162V187H161ZM209 186H210V187H209ZM236 186H237V187H236ZM164 188H165V189H164ZM168 188H169V189H168ZM208 188H211L210 191H209ZM235 188H236V189H235ZM246 188H247V190H246ZM58 189H59V188H58ZM58 189H56L55 192H57ZM61 189H62V187H60L59 190H61ZM166 189H167V190H166ZM171 189H172V190H171ZM59 190H58V191H59ZM170 190H171V191H170ZM223 190H225V192H224ZM231 190H233V192H232V194L234 193L233 195L231 194ZM236 190H237V191H236ZM169 191H170V192H169ZM234 191H235L236 193H235ZM176 192H177V191H174V193H173V194L178 195V196H176V198H179V200H181L182 202H183L184 200L187 201V199H186L185 197H184L185 199L182 197V194H181L180 192H178V193H176ZM223 192H224V193H223ZM171 193H172V192H171ZM171 193H170V194H171ZM237 193L240 194V197H239V195H236ZM225 194H226V195H225ZM252 194H253V193H252ZM231 195H232L233 197H231ZM229 196H230V197H229ZM235 196H238V198L235 199V198H236ZM249 196H251V194H250ZM234 197H235V198H234ZM252 197H253V196H252ZM230 198H231V199H230ZM239 198H240V199H239ZM250 198H251V197H250ZM238 199H239V200H238ZM94 200H95V201H94ZM230 200H231V201H230ZM232 200H233V201H232ZM235 200H236V202H237V200H238V202H237L238 205H237V206H236ZM94 202L97 203V200H96V199H93V204H94ZM212 202H213V201H212ZM232 202H233L234 204H233ZM183 203H184V202H183ZM185 203H186V202H185ZM186 204H187V203H186ZM94 205H95V204H94ZM233 205H234L235 207H234ZM236 207H237L239 210H237ZM224 208H225V207H224ZM221 210H222V208L219 210V214H220V211H221ZM226 211L228 212V208L223 209L221 212L224 213V212H226ZM237 211L239 212V215H238ZM116 212H117V211H113V212H111V214L108 213V215H103V216H102V219H103L104 221H106V220L108 221V222H106V223H108V224L113 223L114 225L111 224V225H113L112 228H115V229H112V230L110 229L111 231H110V230H109V231H104V230L102 231V230H101V231L99 232L98 235H100L101 237L103 236V237H102L103 239H102L100 236H99V237H100L101 239H100V238H99V239L102 240L104 243H105V241H107V240H115V239H119V240H121V241L124 240V239H121V238H124L125 236L123 237V234H122V232H121L122 230H120V228H121V226H123V224H125L128 220L125 219V218L123 219L124 216H123L122 214H117ZM229 212H230V211H229ZM118 213H119V212H118ZM241 213H242V212H241ZM227 214L229 215L230 213H227ZM119 215H120V216H119ZM221 215H222V214H221ZM224 215H226V214H224ZM105 216H107V217H105ZM97 218H98V220H97ZM246 218H247V219H246ZM95 219H96L97 221H94ZM105 219H106V220H105ZM108 219H109V220H108ZM249 219H251V218H250V217L248 218V215H246V217H244V219H243V222H244L245 224H248V222H249L248 220H249ZM126 220H127V221H126ZM161 220H164V221H166V222H167V221L169 222V219H167V220H166V219H161ZM92 221L97 223V222L100 221V218H99V217H94V218H92ZM111 221H112V222H111ZM116 221H119V222H117V223H118V225H120V228H119V226H117ZM141 221H144V219L142 218ZM247 221H248V222H247ZM109 222H110V223H109ZM120 222H123V223H120ZM166 222H161V221H160V224H161V225L156 224V225H154V228L151 226V229H152V230H153V229L155 230L156 228H158V227H160V226H163V225L167 226V223H168V222H167V223H166ZM115 223H116V225H115ZM119 223H120V224H119ZM163 223H165V224H163ZM169 223H170V222H169ZM169 223H168V224H169ZM97 224H98V223H97ZM121 224H122V225H121ZM176 225H177V226H176ZM181 225H184V224H182V223H180V222H178V224L175 223V225H174V227H173V232H174V231H175V232H174V233H173V232L171 233V235H170V236H172V237H171V240H169L170 236H168L169 238L167 237L168 240H167L166 244H167V243H168V244H169V243H172L173 240L177 239V237H179L184 231H188V230H189V229H188L189 226H186V225H185V226L183 227V226H181ZM247 226L249 227V225H246V227H247ZM248 227H247V229H248ZM263 228H264V226H263ZM263 228H262V226H261V229H262V231L264 232V229H263ZM247 229H245V231H246ZM250 229H254V227H253V226H250V227H249V229H248L249 231H248V230L246 231V232H248V234H251V233L254 231V230H252V232H251ZM117 230H118V231H117ZM177 230H178L179 233H181L180 235L177 233ZM119 231H120V233H119ZM180 231H181V232H180ZM258 231H260V233H261V230H258ZM106 232L108 233L107 236H106ZM109 232H110V233H109ZM104 233H105V234H104ZM112 233H113V234H112ZM153 233H154V232H153ZM111 234H112V235H111ZM120 234H121V235H120ZM176 234H178L177 237H176ZM263 235H264V234H263ZM108 236H109V237H108ZM173 236H174V237H173ZM261 236H262V234H261ZM54 237H55V236H52V238H54ZM104 237H107V239H106V238L104 239ZM117 237H118V238H117ZM262 237L264 238V236H262ZM112 238H113V239H112ZM140 238H141V237H139V238H138V237L134 238L132 235H128V237L126 236V239H125V240L127 241V240H129V239H130V240L135 239V240H133V241H134V242H137V240H140ZM54 239H56V237H55ZM172 239H173V240H172ZM125 240H124V241H125ZM141 240H142V239H141ZM141 240H140V241H141ZM124 241H123V242H124ZM140 241H139V242H140ZM103 242H102V243H103ZM249 244H250V242H247V244L244 243V244L239 245V246H242V247H240V248H243V249L245 248V250H247V249L249 248V247H247V245L250 246ZM103 245H104V244H103ZM243 245H246V246L243 247ZM170 246H171V248H172V247L174 248V246H172V245H170ZM64 247H65V248H64ZM141 247H142V251H144L143 248H145V247H143V246H141ZM146 247H147V246H146ZM246 247H247V249H246ZM62 248H64V250H65L66 248L69 249L70 246L68 245V243H66V244H63V247H62ZM171 248L168 247L167 250H168V249L170 250ZM173 248H172V249H173ZM145 249H146V248H145ZM147 249H148V247H147ZM148 250H149V249H148ZM148 250H147V251H148ZM150 250H151V249H150ZM150 250L148 251V253H150ZM191 250H192V249H191ZM193 250H194V249H193ZM84 251H85V252H84ZM84 251H83L81 254H83V253L85 254L87 250H84ZM151 251H152V250H151ZM155 251H156V250H155ZM155 251H152V253H155ZM90 252H91V249H89V253H90ZM144 252H145V251H144ZM157 252H158V251H156V253H157ZM189 252H190V251H189ZM89 253H88V254H89ZM148 253L145 252V254H144V255H145L144 258L146 257L145 259H147V257H149V258L147 259V261H149L150 264H153V263H154V264H157V263L159 262V261L156 260L157 258L153 259L155 256L151 253V255L149 254V255L151 256V257H150L149 255H147ZM84 254H83V255H84ZM86 254H87V253H86ZM86 254H85V255H86ZM146 255H147V256H146ZM152 255H153V256H152ZM158 255H159V252H158ZM186 255H187V253H186ZM186 255H185V256H186ZM152 257H153V258H152ZM182 258H183V259H179L178 261L176 260V261H175V264L180 263V262H181L180 260H186V259H188V260H187L188 262L191 261V259H190V258H187V256L185 257L186 259H184V257H182ZM195 258H197V256L194 257V260H192L193 262H192L191 264H195V263H194V261L196 260ZM136 260H137V259H136ZM134 261H135V260H133V263H134ZM187 261H186L185 263H184V261H183V263L186 264ZM93 262H95V261H92V260H91V263H88V264H92ZM138 262H139V263H142V260H141V261L138 260V261H137V264H138ZM95 263L98 264L97 261H96ZM135 263H136V261H135ZM135 263H134V264H135ZM149 263H146V264H149ZM183 263H182V264H183ZM245 263H246V262H245ZM93 264H94V263H93ZM144 264H145V263H144ZM169 264H172V263H169ZM187 264H190V263H187Z\"/></svg>",
    "mask_w": 264,
    "mask_h": 264
}]
</instances>
